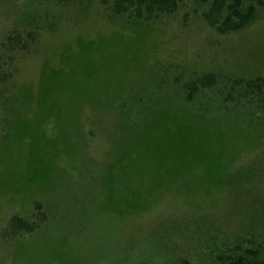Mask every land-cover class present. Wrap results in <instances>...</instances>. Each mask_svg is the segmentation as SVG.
<instances>
[{
  "label": "rangeland",
  "instance_id": "374dc122",
  "mask_svg": "<svg viewBox=\"0 0 264 264\" xmlns=\"http://www.w3.org/2000/svg\"><path fill=\"white\" fill-rule=\"evenodd\" d=\"M105 2L0 0V264H212L264 243V115L223 95L264 77V10L220 35L198 0L151 23Z\"/></svg>",
  "mask_w": 264,
  "mask_h": 264
},
{
  "label": "trees",
  "instance_id": "16d2710c",
  "mask_svg": "<svg viewBox=\"0 0 264 264\" xmlns=\"http://www.w3.org/2000/svg\"><path fill=\"white\" fill-rule=\"evenodd\" d=\"M68 5L76 0H57ZM204 7L202 18L218 34L238 33L249 28L264 10V0H198ZM107 3V0L106 2ZM183 0H112L110 20L126 17L131 22L151 23L165 17L174 16ZM9 40L21 42L19 35ZM220 80L215 74H204L184 85L186 100L196 103L204 92H211L220 87ZM225 110L234 111L239 105L245 108L246 116H256L255 109L264 115V77L230 80L225 83ZM200 106L209 110L211 106L201 101ZM38 209L41 205L38 204ZM41 222L47 219L41 214ZM40 222L29 223L21 217L11 219L10 226L15 233H30L39 227ZM178 264H192L182 259ZM212 264H264V243L243 249L240 245L223 251Z\"/></svg>",
  "mask_w": 264,
  "mask_h": 264
}]
</instances>
